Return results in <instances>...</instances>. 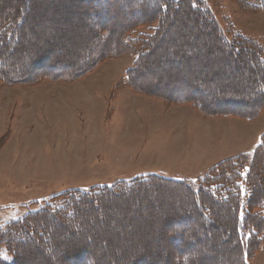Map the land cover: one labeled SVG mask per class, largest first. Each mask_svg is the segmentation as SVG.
<instances>
[{"label":"rangeland","instance_id":"obj_1","mask_svg":"<svg viewBox=\"0 0 264 264\" xmlns=\"http://www.w3.org/2000/svg\"><path fill=\"white\" fill-rule=\"evenodd\" d=\"M81 1L3 0L7 12L17 13L15 25L24 19L27 26L9 42L4 63L30 79L43 73L46 78L67 79L2 83L0 224L40 209L67 190L111 186L148 174L196 180L227 158L253 153L261 143L264 106L248 119L207 114L190 101L158 96L171 98L170 91L176 90L178 97L207 98L208 107L231 108L228 95H233L240 101L232 109L244 112L263 104L258 91L260 82L264 83V68L256 55L247 48L246 53L230 56L229 48L185 7L166 18L158 40L156 35L152 38L154 52L135 71L134 81L141 90L128 84L127 70L135 61L131 53L106 57L93 70L68 79L77 66L89 65L99 52L114 51L118 34L129 20L149 15L159 6V0H144L141 7L128 10L125 4L130 7L142 0H113L110 19L97 32L87 26L94 17L93 7ZM29 3L31 9L26 11ZM205 3L229 38L239 31L264 44V0ZM157 24L140 26L132 36L154 34ZM110 26L111 35L101 37ZM45 53L48 61L42 60ZM255 167L264 176V153ZM159 182L125 197L105 199L101 210L87 211L73 228L49 219L42 231L51 238L21 240L22 246H29L24 262L71 264L65 252L79 250L88 256L92 253L96 264H129L127 259L145 248L159 253L156 264H171L188 253L200 264L238 261L235 212L218 206L213 217L216 225L199 223L190 194ZM193 227L203 229L188 241L184 234ZM166 242L171 244L168 250ZM181 246L185 251L177 249ZM0 258L11 255L0 248ZM250 264H264V244Z\"/></svg>","mask_w":264,"mask_h":264},{"label":"trees","instance_id":"obj_2","mask_svg":"<svg viewBox=\"0 0 264 264\" xmlns=\"http://www.w3.org/2000/svg\"><path fill=\"white\" fill-rule=\"evenodd\" d=\"M81 2L87 4V7H93V9H91V15L94 17L91 16L92 21L89 24L86 23L87 26L89 25L92 31L100 32L110 19L108 14L113 8L114 1L82 0ZM143 2L144 0H142V3H136L130 7L125 4V8L130 10L133 9V7H141ZM94 6H96V8H94ZM183 7L195 14L197 19L203 21L206 25L204 28L208 26V28L217 35V40L222 45L229 48L230 56L235 57L242 52L246 53L247 48H249L250 52L256 55L257 61L261 64V68H264V44L262 45L259 40L248 38L239 31L235 32L233 37L229 38L228 33L217 23V20L207 7L205 0H159L158 8L151 14H141L137 18L129 20L127 26L121 29L118 34L119 43L114 51L107 54L99 52L97 55L90 58L89 65L83 67L77 66V69H75L76 72L72 73L75 75L68 79H74L78 75L93 70V68L106 57H118L123 53H131L135 56V61L134 65L127 70L128 84H130L132 88L141 90L134 81L135 71L139 69L142 61L145 60L149 54L154 52V42L152 38L156 35V39H159L161 33L165 29L164 25L166 18L175 11L182 10ZM25 9L26 11L30 10L31 4H26ZM84 12L81 9L79 11L82 15ZM86 13H89L88 10ZM16 16L17 13L15 11L7 12L3 6V0H0V81L6 85H15L20 83H37L49 78L66 80V76H51L46 78L47 73L36 75L30 79L23 75H18L12 69V66L4 63L3 57L10 46L9 42L14 41V35L19 37L18 31L21 32L23 28H27L24 19H21L18 26L15 25ZM155 22H158V24L154 26V28H156L154 34L141 33L137 37L132 36V33H134L138 27L153 24ZM96 23L101 25H95ZM112 28L113 27L110 26L108 29L101 32V37L110 36L113 31ZM204 28L201 30H204ZM18 49L20 50V48ZM18 49L17 51L19 52ZM15 52L16 50L14 48L9 54V57H12ZM46 56V53L43 54V61L47 60ZM52 66L56 68L55 65ZM32 68L33 70L37 69V63L34 64L33 62ZM252 71H254V69ZM183 83L189 85L187 81ZM192 84L198 85L197 82ZM260 86L261 90L258 91V94H261L263 104L261 105V103H259L257 107H254L248 112L241 111L238 107V110L232 109L236 108L237 104L235 105V103L240 101L239 98H235L233 95H228V97H232V99H230L231 105H229L231 108L208 107L210 102L207 98L178 97L175 94L176 90L170 91V93L172 92L171 98L162 95V93L158 94V96L164 98V100L179 102L190 101L197 109L207 114L211 113L225 116L239 115L251 119L253 116L257 115L264 106V83L260 82ZM221 97L220 95L216 99ZM263 153L264 133L261 138V143L253 153H241L227 158L212 167L203 177L197 178L196 180H183L166 177L160 174H148L129 181H117L111 186L92 187L90 189L77 188L54 195L41 206L40 209L29 212L19 219L0 224V248H4L7 253L11 255L10 259L0 258V264H26L24 258L27 256V251L25 250H28L29 246H22L21 240L30 239L32 236L36 237L38 241L51 238L50 233L42 231V229L46 228L48 225L49 219H56L61 226L73 228L79 225L80 218L84 217L87 211L101 210L105 199L125 197L139 189L143 190L151 185H160L159 181L164 183V185L167 184L179 187L180 190L190 194L195 211L200 215L199 223H206L208 221L210 225H216L217 221L213 219L216 214L215 209L218 206H223L225 209L231 208V210L235 212L236 217L233 226V238L239 252L238 261L232 262L231 264H250L254 255L261 250L264 244V176L263 173L257 171L255 167L257 159ZM85 205L88 209L85 208ZM173 221H175L177 225L180 224V221L176 219ZM200 227L189 229L184 234V238L191 241L198 237L201 233V229H203ZM33 241L35 242V240L31 242ZM228 241L229 239L225 240V242ZM170 245L169 242H166L165 249L168 250ZM177 249L179 251H185L186 248L181 246ZM155 253L151 254L149 248H145L142 252L137 253L133 257L131 256L127 260L129 264H156L160 255L159 253ZM65 255L70 259L71 264H96L92 253L88 256L84 251L80 252L76 250L69 254L65 252ZM171 264L200 263H198L195 255L188 253L184 254L182 257H177Z\"/></svg>","mask_w":264,"mask_h":264},{"label":"crops","instance_id":"obj_3","mask_svg":"<svg viewBox=\"0 0 264 264\" xmlns=\"http://www.w3.org/2000/svg\"><path fill=\"white\" fill-rule=\"evenodd\" d=\"M186 85H187V84H186ZM3 87H4V85H3L2 82L0 81V90L4 89ZM7 87H11V88H12V86H7ZM7 87H6V88H7ZM2 93H3V92H2Z\"/></svg>","mask_w":264,"mask_h":264},{"label":"bare ground","instance_id":"obj_4","mask_svg":"<svg viewBox=\"0 0 264 264\" xmlns=\"http://www.w3.org/2000/svg\"><path fill=\"white\" fill-rule=\"evenodd\" d=\"M85 80V79H84ZM86 89V88H85ZM78 92V91H77ZM58 109V108H57Z\"/></svg>","mask_w":264,"mask_h":264}]
</instances>
